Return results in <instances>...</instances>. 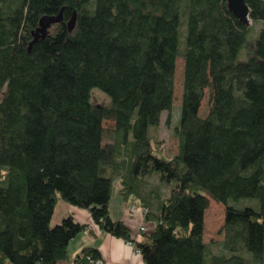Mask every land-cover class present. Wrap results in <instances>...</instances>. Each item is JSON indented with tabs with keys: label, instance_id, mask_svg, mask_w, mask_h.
Wrapping results in <instances>:
<instances>
[{
	"label": "trees",
	"instance_id": "trees-1",
	"mask_svg": "<svg viewBox=\"0 0 264 264\" xmlns=\"http://www.w3.org/2000/svg\"><path fill=\"white\" fill-rule=\"evenodd\" d=\"M247 3L249 24L228 0H0V264L68 258L89 224L53 225L61 200L133 240L111 216L116 178L128 209H147L136 246L148 264H264V0ZM179 57V151L165 158L158 130ZM210 197L225 206L224 240L206 243ZM88 257L98 248L76 261Z\"/></svg>",
	"mask_w": 264,
	"mask_h": 264
},
{
	"label": "crops",
	"instance_id": "crops-1",
	"mask_svg": "<svg viewBox=\"0 0 264 264\" xmlns=\"http://www.w3.org/2000/svg\"><path fill=\"white\" fill-rule=\"evenodd\" d=\"M121 201L112 205L110 202V212L113 219L123 220L130 229L133 240H127L123 237L115 236L111 233L105 232L97 228L92 219L91 213L84 208L73 206L67 202L58 204L55 208L52 224L59 223L64 217L72 215L77 221L89 224V228L80 232L74 237L69 244L68 258L61 261L59 264H72L82 253L86 247H96L100 252V258L105 264H148L141 252L138 251L136 241L142 239L140 226L142 224L150 226L144 220V215L139 210L138 212L131 213L128 210L127 203L121 196ZM126 208V210H124ZM119 209V211H118ZM224 240V235L216 239L214 242ZM204 241L206 243L213 242L207 240L206 228L204 233ZM82 264V263H81Z\"/></svg>",
	"mask_w": 264,
	"mask_h": 264
},
{
	"label": "rangeland",
	"instance_id": "rangeland-1",
	"mask_svg": "<svg viewBox=\"0 0 264 264\" xmlns=\"http://www.w3.org/2000/svg\"><path fill=\"white\" fill-rule=\"evenodd\" d=\"M183 81H184V60L182 57L177 59L176 76H175V90H174V105L170 111H164L162 115L161 126L158 130V137L160 145L163 148L161 153L165 158L176 155L179 151V138L175 135L174 127L176 126L179 115L180 106L183 96ZM93 101L102 104H108L110 99L102 91L95 89L93 91ZM210 109V91L206 89L205 97L202 102L200 114L206 116ZM168 120L170 122L168 123ZM104 125L106 127H114L115 122L113 120H105ZM158 178L152 176L149 178L150 184L158 183ZM160 183V182H159ZM165 194L169 193L167 187L161 185ZM121 180L116 178L114 181V194L112 197V205H116L117 200L121 201L120 190ZM209 207L205 216V228L207 240H213L222 237L224 235L223 226L225 223V206L219 203L214 198L210 197ZM64 201H60L58 204H62ZM57 204V205H58ZM60 210V207L58 205ZM126 210V208L124 209ZM129 210V209H128ZM119 211V209H118ZM57 224V223H56ZM55 225V224H53Z\"/></svg>",
	"mask_w": 264,
	"mask_h": 264
},
{
	"label": "water",
	"instance_id": "water-1",
	"mask_svg": "<svg viewBox=\"0 0 264 264\" xmlns=\"http://www.w3.org/2000/svg\"><path fill=\"white\" fill-rule=\"evenodd\" d=\"M229 9L232 13L240 19V21L244 22L245 24L250 23V6L247 3V0H228ZM63 19V9L57 15H45L40 19L39 26L36 30L33 31V40L30 43L31 45L40 38L45 37L48 32L49 28L55 24L60 22ZM77 21V12L73 13V16L68 21V27L72 30Z\"/></svg>",
	"mask_w": 264,
	"mask_h": 264
},
{
	"label": "built area",
	"instance_id": "built-area-1",
	"mask_svg": "<svg viewBox=\"0 0 264 264\" xmlns=\"http://www.w3.org/2000/svg\"><path fill=\"white\" fill-rule=\"evenodd\" d=\"M141 211V213L144 214V212L147 210L145 208H139L137 207L136 205H131L129 206V212L131 213H135V212H138V211ZM151 227L150 226H147V225H144L142 224L140 226V231L141 232H146L150 229ZM139 252H141L139 249H138ZM84 257V255L82 256ZM72 264H81L80 262H77L76 260L74 262H72ZM87 264H105V262L101 259V258H97V259H93L92 257H88V263Z\"/></svg>",
	"mask_w": 264,
	"mask_h": 264
}]
</instances>
